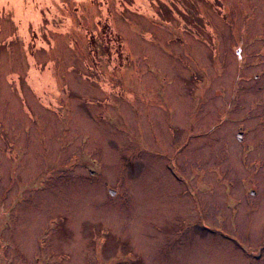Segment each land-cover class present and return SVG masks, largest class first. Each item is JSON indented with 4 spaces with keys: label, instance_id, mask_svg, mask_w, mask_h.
<instances>
[{
    "label": "rangeland",
    "instance_id": "obj_1",
    "mask_svg": "<svg viewBox=\"0 0 264 264\" xmlns=\"http://www.w3.org/2000/svg\"><path fill=\"white\" fill-rule=\"evenodd\" d=\"M0 264H264V0H0Z\"/></svg>",
    "mask_w": 264,
    "mask_h": 264
},
{
    "label": "trees",
    "instance_id": "obj_2",
    "mask_svg": "<svg viewBox=\"0 0 264 264\" xmlns=\"http://www.w3.org/2000/svg\"><path fill=\"white\" fill-rule=\"evenodd\" d=\"M109 40H112L111 38H109ZM121 60V56L118 57V61ZM122 61H124V58L122 59Z\"/></svg>",
    "mask_w": 264,
    "mask_h": 264
},
{
    "label": "water",
    "instance_id": "obj_3",
    "mask_svg": "<svg viewBox=\"0 0 264 264\" xmlns=\"http://www.w3.org/2000/svg\"><path fill=\"white\" fill-rule=\"evenodd\" d=\"M239 137L241 138V134L239 135ZM110 193H112V194H113V192H112V191H110Z\"/></svg>",
    "mask_w": 264,
    "mask_h": 264
},
{
    "label": "flooded vegetation",
    "instance_id": "obj_4",
    "mask_svg": "<svg viewBox=\"0 0 264 264\" xmlns=\"http://www.w3.org/2000/svg\"><path fill=\"white\" fill-rule=\"evenodd\" d=\"M238 54H240L239 52H237ZM112 192H114V191H112ZM111 195H113L112 193H110Z\"/></svg>",
    "mask_w": 264,
    "mask_h": 264
}]
</instances>
